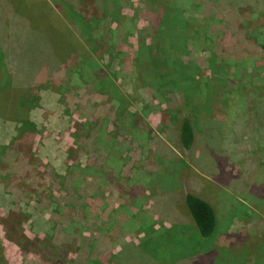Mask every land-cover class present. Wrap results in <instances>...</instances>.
Segmentation results:
<instances>
[{"label":"rangeland","instance_id":"obj_1","mask_svg":"<svg viewBox=\"0 0 264 264\" xmlns=\"http://www.w3.org/2000/svg\"><path fill=\"white\" fill-rule=\"evenodd\" d=\"M65 1L74 5L78 20H104L105 0ZM121 4L123 13L132 16L138 1L122 0ZM194 10L187 6L185 12L196 15ZM258 23H264V16ZM97 24L92 33H99L94 40H99L103 63H107L110 55L105 50L112 40L105 30L109 23ZM135 25L141 30L151 22L140 19ZM137 35L123 41L125 52L138 48ZM201 45V49L190 45L184 59L205 60L201 64L210 71L209 59L214 62L215 58ZM76 59L69 58L53 71L42 68L28 90L12 87V74L0 67V142H6L0 144V264H90L106 254L117 255L122 251V239L131 241L126 247L130 257L139 259L145 254V264H155L152 257L178 264L189 261L181 259L186 254L195 257L198 251L207 253L214 247L231 253L233 243L242 245L246 259L253 260L257 250L250 242L253 236L248 240L249 233L260 235L264 227V197L254 194V186H264V171L260 180L249 171L248 158L254 152L244 141L254 128L252 123L248 121V130L244 117L227 121L231 131L221 132L227 136V144L216 145L213 140L211 146L205 141L209 130L204 122L198 132L202 141L193 151L183 150L177 145L170 120L173 115L166 105L158 106L156 101L148 104L146 115L134 113L142 108L144 99L149 101L148 88L134 96L131 83L118 82L131 95L121 117L114 110L113 105L118 106L115 98L110 101L103 93H88L92 87L72 71ZM112 63V71L118 70L119 62ZM21 86L26 84L21 82ZM16 94L26 115L19 118L18 113L16 119H9L7 112ZM219 110H213V118L226 120ZM92 134L97 139L89 140ZM262 152L257 154L256 167L251 164L261 171ZM185 188L199 192L217 210V231L203 243L198 242L195 227L182 212L179 193ZM133 190L135 197L131 196ZM113 211L116 216L111 218ZM176 214L179 223L172 227L167 221ZM210 260L203 259V264Z\"/></svg>","mask_w":264,"mask_h":264},{"label":"trees","instance_id":"obj_2","mask_svg":"<svg viewBox=\"0 0 264 264\" xmlns=\"http://www.w3.org/2000/svg\"><path fill=\"white\" fill-rule=\"evenodd\" d=\"M137 1L138 4L133 5L134 13L130 16L123 13L122 0H115L113 4L109 3L110 0H105L107 6L103 18L109 23L105 30L112 36V40L111 49L105 50L110 55L109 61L103 63L104 52L101 45H98L99 40H94L99 33H92L98 26V21L104 22L102 18L86 21L87 23L78 20L74 5L65 0H2L0 4H5L6 9L0 5V18L3 14L6 15L9 35L7 46H11L13 50L22 46L23 50H28L31 54L26 55L23 50L22 54L14 51V56L7 58L12 67L6 69L8 72L13 70L12 87L28 90L43 67L53 71L66 64L69 58L77 57L72 67L74 74H79L87 87H92L87 90L89 94L100 92L109 96L110 101L115 98L118 106L112 105L121 117L126 109L125 101L131 95L127 90L121 89L118 82L131 83L134 96H140L141 89L148 88L150 102L144 99L142 108L136 109L134 113L146 115L148 104L156 101L158 106L166 105V110L173 115L170 120L177 145L188 151H193L202 141L198 134L202 123L206 122L204 125L209 130L205 133L206 144L213 146V140H217L216 145H225L227 136L221 132L231 131L227 128V121L244 117L248 130L251 128L248 121L254 126L244 141L254 152V156L248 158L249 171L255 174L256 179H262L261 172L264 169H255V162L257 154L264 151V23H258L264 16V0ZM187 6H192L197 14L188 16L185 12ZM246 12L250 17L245 16ZM140 19L148 20L151 26L138 30L135 23ZM23 21L24 27L17 24H22ZM20 29L24 33L25 29L32 31L29 41H24L23 44L18 43L19 38L10 41L9 37L14 35L10 32ZM149 29L152 32L145 34ZM135 34H138V48L131 47L129 52H125L123 41ZM201 44H205L215 58L214 62L209 59L210 71L201 64L205 60L196 62L184 59L190 45L201 49ZM113 60L119 62L118 70L112 71ZM21 82L27 87L21 86ZM216 107L220 109V114L226 115V120L213 118L216 116L213 114ZM24 111L25 107H20L16 94L9 105L8 118L16 119L18 113L19 118H23L26 115ZM93 137L97 139L92 134L89 140L93 141ZM262 153L264 156V152ZM114 160L119 163L118 159L112 157V161ZM252 163H255L254 168L251 167ZM176 185L178 187L175 183V188ZM159 188L161 192L163 188ZM254 188H257L254 194H262L264 197V186L255 185ZM153 193L154 190L151 189V196ZM131 194L135 197L134 190ZM179 194L183 199V215L195 227L198 242L203 243L212 238L218 226L215 205L190 188H185ZM159 198L156 197L155 200ZM176 198L178 212V195ZM112 214L116 216L113 211L110 213L111 218ZM177 214L172 220H166L170 226L177 221ZM259 231H262L260 235L253 234L254 231L249 233L248 240L253 236L250 242H254L257 250L251 261L246 259L243 246L233 243L231 253H227L226 248L214 247L207 253L198 251L195 257L194 254H186L181 259L186 257L189 261H179L178 264H203V259L205 262L211 259L208 264H237V261H241V264H264V227ZM113 232L114 230H109V233ZM130 243L131 241L122 239L119 243L122 251L117 255L109 253L90 264H138L137 256L130 257L129 249H126L128 245H132ZM140 246L144 248L143 245ZM147 254L149 255L148 252ZM144 257L145 254L142 257L139 255L138 260L142 264H145ZM108 260L111 261L107 262ZM152 260L155 264H169L159 258L152 257Z\"/></svg>","mask_w":264,"mask_h":264},{"label":"crops","instance_id":"obj_3","mask_svg":"<svg viewBox=\"0 0 264 264\" xmlns=\"http://www.w3.org/2000/svg\"><path fill=\"white\" fill-rule=\"evenodd\" d=\"M1 1L2 0H0V2ZM0 5H2V3ZM11 14H12V12H10V15ZM6 21H7L6 20V15L4 17L0 18V67H2L4 69L3 72H5L7 74V73L13 72V70H10L8 72L7 69H6V68H10L11 69V67H12V66H10V64H8L7 58L9 56L10 57L14 56V53H13L14 51L21 52L19 54H22L23 47L21 46V48L18 47L17 50H13L11 48V46H7V43H9L8 42V39H7V36H9V35H7L8 30H7ZM24 21L22 22V24H20L19 22H17V24L20 25V26H23ZM15 25H16V22H15ZM10 33H13L14 34V35H12V36L9 37V40L10 41H12L15 38H16V40L19 38L20 40H19L18 43L23 44L24 41L25 42L26 41H29L30 34L32 33V31H30V30L28 31L27 29H25V33H24V31L22 29H20V30H17L16 32H10ZM14 43L17 44L16 42H14ZM23 51L25 52L24 54L27 53L26 55H31L30 54V51H28V50H23ZM41 71H42V69H41ZM3 121H6V119H3ZM0 122H1V119H0ZM4 143L6 144L5 141H1L0 142V144H4Z\"/></svg>","mask_w":264,"mask_h":264}]
</instances>
